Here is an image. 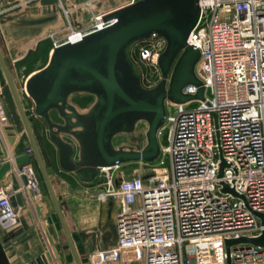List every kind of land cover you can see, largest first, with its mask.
<instances>
[{"label":"built area","instance_id":"1","mask_svg":"<svg viewBox=\"0 0 264 264\" xmlns=\"http://www.w3.org/2000/svg\"><path fill=\"white\" fill-rule=\"evenodd\" d=\"M199 3L200 18L188 42L200 51L195 71L205 98L173 103L175 111L167 113L159 132L165 130L161 151L167 153V168L148 179L125 176L124 169L115 173L119 165L99 169L115 217V241L104 254L110 262L140 248L143 264H228L226 239L257 237L264 231L256 214H264V0ZM56 6L68 19L63 0H56ZM119 7L98 11L80 29L68 19L70 32L53 45L105 27L112 20L103 16ZM71 32L79 37L72 40ZM165 45L163 37L153 34L132 47L146 88L161 79L158 58ZM196 90L193 84L183 88L187 94ZM0 111L6 123L2 107ZM220 152L226 165L218 176ZM28 170L30 162L20 172ZM28 180L38 191L36 179ZM222 183L238 195L222 191ZM11 193L10 187L0 186V224L9 227L20 223ZM229 258L230 264H264V246L231 244Z\"/></svg>","mask_w":264,"mask_h":264},{"label":"water","instance_id":"2","mask_svg":"<svg viewBox=\"0 0 264 264\" xmlns=\"http://www.w3.org/2000/svg\"><path fill=\"white\" fill-rule=\"evenodd\" d=\"M41 3L55 7L56 0H42ZM200 12L199 0H136L106 13L103 19L112 20L111 23L85 33L79 40L54 46L48 62L26 79L25 90L33 101L32 110L24 106L0 48V69L32 148L31 154H14L13 162L8 160L0 165V184L10 171V202L16 211L25 210V221L36 223L34 212L40 219L43 217L41 204L36 201L37 189L29 185L25 173L18 177L22 165L34 157L75 264H82V260L42 157L31 119L37 116L45 121L61 168L73 171L85 182L93 181L101 167L157 160L161 155L159 132L166 121V103L180 104L205 98L204 84L195 71L200 51L188 42ZM153 34L163 37L166 45L158 58L161 79L154 87L146 88L131 50L135 43ZM188 84L197 87L194 94L183 92ZM77 93L92 95L94 100L86 109L80 110L71 101V96ZM141 120L148 124L146 143L141 149L132 145H114L113 139L117 134L133 132ZM1 127L12 143L15 130L7 123ZM7 157L0 137V159ZM220 158L218 176L222 175L226 165L221 152ZM123 173L129 176L134 169H124ZM20 180L25 185L24 189H21ZM222 191L238 195L226 184H223ZM256 214L264 223V214ZM46 231L50 242H53L47 226ZM237 242L264 246V231L257 237L226 239L228 264L229 247ZM43 247V260L38 258L37 264H52L44 243ZM0 264H7L1 255Z\"/></svg>","mask_w":264,"mask_h":264},{"label":"rangeland","instance_id":"3","mask_svg":"<svg viewBox=\"0 0 264 264\" xmlns=\"http://www.w3.org/2000/svg\"><path fill=\"white\" fill-rule=\"evenodd\" d=\"M116 1L74 0L73 3L75 4L68 5L64 1L63 4L64 8L68 11V19L72 27L74 29H80L88 25L98 10H107ZM125 1L127 0H120L121 3ZM22 9L29 11L32 17L31 23L35 28L33 35L30 37L32 39L30 42L34 49L30 50L24 60L16 64V68H13L11 72L24 106L30 108L33 107V101L25 90L26 76L34 69L42 68L48 62V51L54 47V42L63 40L70 31L68 19L63 9L59 6L52 7L49 11L45 10L40 12L36 0H0V18L6 14H11L14 11ZM93 100L94 97L88 94L77 93L71 96V101L80 108L88 107ZM0 104L4 108L6 123L10 124V126L11 124L13 126L14 123L15 126L16 123L20 124L16 107L5 83L1 69ZM196 104V102L191 103L192 106ZM166 108L167 113H173L175 111V107L171 102L166 103ZM41 121L40 126L36 127L35 130L37 134L43 135L49 145L51 142L47 133V125L42 118ZM3 123H5L4 114L2 115L0 111V126ZM147 125L146 121L141 120L136 124L133 132L117 134L115 137L116 145H132L136 149H141L146 143L145 133ZM159 140L161 145L166 143L165 130H162L159 134ZM161 160H164L165 164L161 165ZM168 164L167 153L162 150L160 157L153 162L139 160L128 164H120L114 170L116 173L126 166H132V168H135L134 173L136 175H141L144 179H148L155 171L165 170ZM33 171L38 187L39 185L41 187V191H37L36 198L41 204L43 217L40 219L35 214L37 222L32 223V225L41 234L45 248L50 252L52 264H75L35 159ZM102 181L103 173L98 172V175L93 181V185L84 189L82 186L84 187L86 185L81 184L82 186H80L77 182V177L73 176L74 185L67 189L69 192L68 200H65L63 195H60L59 198L64 217L71 231L82 264H143V250L140 248H135L136 252H129L128 254L124 251L125 253L122 255V259L117 262H110L105 258L104 254L106 250L115 241V217L114 212L111 213V210H114L113 205L104 196ZM108 209H111L110 214H108ZM44 223L49 229L53 242L49 240ZM44 237L47 238V241ZM53 249H55L57 257ZM126 255L130 256L128 257Z\"/></svg>","mask_w":264,"mask_h":264},{"label":"crops","instance_id":"4","mask_svg":"<svg viewBox=\"0 0 264 264\" xmlns=\"http://www.w3.org/2000/svg\"><path fill=\"white\" fill-rule=\"evenodd\" d=\"M63 1L66 4L71 5L74 0ZM122 5L123 3H121L120 0H117L115 4L113 6H109L110 8L108 9H113ZM37 6L40 12L45 10L49 11L52 7H54L45 5L43 3H37ZM31 19L32 17L30 12L24 9L14 11L13 13L6 14L5 16L0 18V48L11 71H13V68H16V64H19L22 60H24L30 50L34 49L31 45L32 43L30 42L32 40L30 37L33 35L35 28L34 25L31 23ZM52 49L48 51V59L51 55ZM39 69H34L32 72H30L26 76V79L32 73ZM78 108L80 110L86 109L80 107ZM2 109L4 110L3 107ZM38 118L40 117L34 116L31 119V123L42 157L50 174L56 194L59 198L60 195H63L65 200H68L69 192L67 191V189L74 185L73 176L77 177V182L78 184H80V186H82L81 184L86 185L84 187L82 186V188L84 189L89 188V186L93 185V181L95 179L90 182H85L82 181L73 171H68L61 168L58 161V152L54 144L51 143L48 145L43 135L39 133L37 134V131L35 130V128L40 126L42 122L41 118ZM19 122L20 124L16 123V126L15 123L13 124V126L12 124L10 126V128L15 129V132L13 133L14 138L12 143H9L7 135L4 133L3 128L0 126V137L3 142V146L8 154V157L6 159H0V165L5 161L10 160L11 157L14 156V154L26 153L27 149L31 147L27 136L24 135L25 133L23 132V125L21 123L20 118ZM115 137L113 139L114 145L119 146L115 143ZM74 158H76V156H74ZM33 163L34 157H32L30 161L31 167H33ZM127 168H132V166H126L123 169ZM133 169L135 171V168ZM23 173L27 175L28 179L32 178H29V175L26 171H19L18 177L20 178ZM9 175L10 171L5 174V177L2 180L0 186L2 185L10 187L8 180ZM20 181L23 186L24 184L22 183V180ZM22 188L24 189L25 185ZM38 189L39 191H41L40 185ZM110 210L111 209H108V214H110ZM112 212H114V210H111V213ZM25 214V210L21 208L20 223L16 226L9 227L6 226V223L0 224V255L5 258L7 264H37L38 258H40V260H43L42 257L44 247L42 239L36 231V227H34L31 222L24 220ZM35 214L36 213L34 212V215Z\"/></svg>","mask_w":264,"mask_h":264},{"label":"bare ground","instance_id":"5","mask_svg":"<svg viewBox=\"0 0 264 264\" xmlns=\"http://www.w3.org/2000/svg\"><path fill=\"white\" fill-rule=\"evenodd\" d=\"M77 37H79V34H78V33H76V32H71V39H72V40L76 39ZM27 173H28V175H29V178H30V177L33 178V176L36 178V176L33 175V174H34L33 167L30 166V170H28ZM23 186H24V185H23ZM23 186H21V188H22ZM22 189H23V188H22ZM36 201H37V198H36ZM44 238H45V240L47 241V238H46V237H44Z\"/></svg>","mask_w":264,"mask_h":264}]
</instances>
